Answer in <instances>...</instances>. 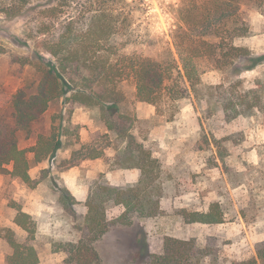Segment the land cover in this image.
<instances>
[{"label": "rangeland", "instance_id": "1", "mask_svg": "<svg viewBox=\"0 0 264 264\" xmlns=\"http://www.w3.org/2000/svg\"><path fill=\"white\" fill-rule=\"evenodd\" d=\"M128 1L132 24L120 26L117 46L130 35V42L121 48L123 53L163 57L164 50L172 48L170 34L180 0ZM14 3L0 0V134L28 148L37 133L59 131L63 120L70 122L67 134L58 135L60 146L55 153L33 162L28 152L33 185L0 173V264H6L8 252L2 228L8 226L18 236L25 235L12 222L16 207L35 219L37 264H65L59 244L80 235L92 184L105 178L112 184L130 185L138 172L113 166L115 140L93 107H75L68 117L71 106L61 99L53 101L29 129L17 128L12 117L11 95L35 75L26 59L36 51L50 59L45 42L66 29L84 27L102 0H33L13 18L5 11ZM114 7L128 8L123 0H116ZM244 16L249 33L234 43L246 47L251 55H262L261 63L240 71L242 62L232 68H205L197 94L180 97L181 109L172 120H166V114H159L154 105L138 101L131 79L119 83L124 105L135 119L132 133L159 161L163 196L160 214L139 217L128 213L127 223L118 220L123 206L106 205L109 230L94 243L100 264H148L151 254L162 253L165 236L193 238L198 247L212 250L215 264L255 257L257 244L264 241V115L254 108L228 119L222 110L227 99L251 104L256 95L264 103V6H244ZM90 153L100 154L92 158ZM68 186L76 189L70 210L58 201L61 189L69 191ZM213 201H219L224 211L220 223H187L177 213L182 208L206 211ZM212 258L207 256L197 264H214Z\"/></svg>", "mask_w": 264, "mask_h": 264}, {"label": "trees", "instance_id": "2", "mask_svg": "<svg viewBox=\"0 0 264 264\" xmlns=\"http://www.w3.org/2000/svg\"><path fill=\"white\" fill-rule=\"evenodd\" d=\"M32 1L15 0L5 12L15 18L21 14L22 6ZM115 1L102 0V4L88 15L84 27L66 29L46 41L44 50L50 59L41 51L27 58L26 64L34 67L35 75L11 95L12 117L17 128L29 129L49 105L59 99L71 106L68 117L75 107L95 108L106 132L115 140L113 166L138 170L137 180L130 185H114L105 178H98L92 184L84 203L86 212L79 227L80 235L59 244L65 253V264H100L94 243L109 230L107 204L124 207L118 218L124 223L128 222V213L139 217L161 213L160 164L132 133L135 119L124 105L125 96L119 83L131 79L135 98L154 105L156 111L166 114V120L170 121L181 109L180 97L197 94L205 68H232L242 62L244 67L239 71L249 70L263 59L262 55H251L234 40L249 33L244 6L261 8L264 0H180L175 9L176 25L170 34L172 48L167 47L159 59L123 53L121 48L130 42V35L117 46L115 38L119 36V28L131 26L132 15L131 1L123 0L128 7L124 11L115 9ZM222 108L228 119L254 108L264 115V103L256 95L251 104L227 99ZM69 122V118L63 120L59 131L51 129L47 134L37 133L35 143L28 148H20L14 138L0 134V173L10 180L33 185L28 152L33 162L55 153L60 146L58 135L67 134ZM99 154L90 153L89 156L94 158ZM61 190L64 194L58 196V201L70 210L69 206L76 201L67 189ZM177 213L187 223L214 224L222 222L224 217L219 201L211 202L206 211L182 208ZM12 222L25 235L18 236L8 226L2 228V238L8 247L5 263L37 264L35 219L16 207ZM255 253V257L232 264H264V241L257 244ZM207 256H212L215 264L212 250L207 246L198 247L193 238L165 236L162 253L151 254L148 264H197Z\"/></svg>", "mask_w": 264, "mask_h": 264}, {"label": "crops", "instance_id": "3", "mask_svg": "<svg viewBox=\"0 0 264 264\" xmlns=\"http://www.w3.org/2000/svg\"><path fill=\"white\" fill-rule=\"evenodd\" d=\"M137 172H138V170H137ZM137 178H138V175H137ZM137 180V179H136ZM112 184V183H111ZM114 185H118V184H114ZM68 189H69V191H70V193L72 194V196H74L75 197V194H76V189H75V191L73 190H71L70 189V187L68 186Z\"/></svg>", "mask_w": 264, "mask_h": 264}]
</instances>
